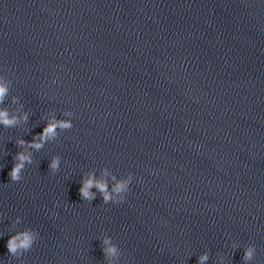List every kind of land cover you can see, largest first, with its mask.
<instances>
[{"label":"clouds","instance_id":"1","mask_svg":"<svg viewBox=\"0 0 264 264\" xmlns=\"http://www.w3.org/2000/svg\"><path fill=\"white\" fill-rule=\"evenodd\" d=\"M8 93V88L5 84L0 83V103H3L5 96ZM15 100V98H14ZM65 115L71 116V112H65ZM27 121V115L20 117L19 119L15 116L9 117V113L6 109L0 110V124H3L5 128L15 127L19 120ZM73 127V124L67 120H56L52 118L48 121L47 125L44 127L41 133H37L36 136L33 137L31 142L25 141L23 139H17L16 144L17 147L22 148H32L39 151L45 142L48 140L55 139L57 136V129L60 130H70ZM15 163L8 173L10 177V181L20 182L23 179L22 173L25 168V164H32V156L31 153L25 152H17L16 155L13 157ZM59 166V157L53 158L49 168L52 172H55ZM115 179V177H113ZM133 179V175L129 174L127 179L119 181L115 184L112 188L111 192L118 195L115 199V203H121L125 200L126 194L130 191V184ZM95 186L103 195L104 202L107 203L109 200H113L112 194L108 190L107 183L103 180L97 181L92 178L90 175L87 180L82 181L81 187L79 189L80 196L84 200H88L89 202L95 199V195L90 192V189ZM19 223V217L15 221H13V225ZM39 237V233L32 228H26L21 231L15 232L7 241V249L8 253L12 257H20L23 253L28 252L33 247L34 243L37 241ZM105 245H110L109 239H105L103 242ZM235 247V245H233ZM106 257H116L118 256V249L116 246H108L103 249ZM256 251L255 245H249L245 249L244 253V261H250L253 259V255ZM207 254L202 255L198 259V264H204V261L207 260Z\"/></svg>","mask_w":264,"mask_h":264}]
</instances>
